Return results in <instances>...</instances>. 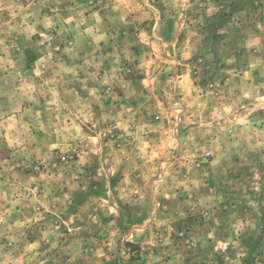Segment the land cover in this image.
<instances>
[{
    "label": "rangeland",
    "instance_id": "374dc122",
    "mask_svg": "<svg viewBox=\"0 0 264 264\" xmlns=\"http://www.w3.org/2000/svg\"><path fill=\"white\" fill-rule=\"evenodd\" d=\"M0 264H264V0H0Z\"/></svg>",
    "mask_w": 264,
    "mask_h": 264
}]
</instances>
